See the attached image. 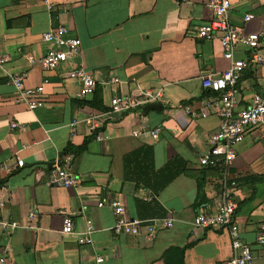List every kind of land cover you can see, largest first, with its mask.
<instances>
[{
	"label": "crops",
	"instance_id": "obj_1",
	"mask_svg": "<svg viewBox=\"0 0 264 264\" xmlns=\"http://www.w3.org/2000/svg\"><path fill=\"white\" fill-rule=\"evenodd\" d=\"M208 1L0 0V53L9 59L0 69V212L22 227L0 233L5 264H225L227 232L193 226L199 207L215 212L220 196L221 176L198 165L219 125L216 111L201 110L211 94L204 96L200 78L218 76L228 67L218 42L196 34L212 18ZM230 1L232 24L257 31L264 22V0ZM246 14L254 20L243 25ZM59 26L77 39L78 54L54 70L32 66L30 59L53 49L42 35ZM76 68L97 83L99 109L86 105L92 96L81 98L79 84L67 78ZM10 75H25L26 89L41 87L42 106L29 111L17 104ZM238 89L241 107L264 93V62L241 74ZM156 90L169 102L158 112L145 115V106L119 113L110 106L112 97ZM90 116H98L93 134L86 123ZM152 131L158 132L157 139L151 138ZM235 151L226 177L237 185L241 238L253 243L264 224L262 132L249 133ZM64 156L71 158L69 172L77 186H48L54 165ZM145 190L150 201L143 200ZM115 198L130 218L170 219L172 227L153 240L115 235L112 210L97 207ZM62 212L72 218L75 234L61 233ZM86 221L94 226L90 244L83 241ZM255 264H264L260 253Z\"/></svg>",
	"mask_w": 264,
	"mask_h": 264
},
{
	"label": "built area",
	"instance_id": "obj_2",
	"mask_svg": "<svg viewBox=\"0 0 264 264\" xmlns=\"http://www.w3.org/2000/svg\"><path fill=\"white\" fill-rule=\"evenodd\" d=\"M249 2V0H241ZM233 4L230 0H209L207 8L211 12V20L196 30L197 37L203 41H217L222 51V58L227 62L228 67L215 76L207 74L200 78L204 91L211 94L210 98L203 101L202 112L216 111L219 117V125L215 133L208 138V149L206 154L199 158L198 165L202 168L216 170L220 180V196L215 206V212L207 205H201L198 213L193 219V226L198 229L225 230L230 242V256L225 264H255L256 254L260 253L264 259V224L260 225L254 234L253 243H247L241 238L236 221L237 206L234 202V192L237 185L226 177L228 169L236 159V147L240 145L245 137L260 130L264 136V93L254 94L247 107H241L238 82L241 74L264 62L260 55L264 46V22L257 31L248 32L232 24L230 13ZM52 7H48L51 10ZM254 20L250 14L243 16V25ZM42 41L53 45V49L38 60L30 59L32 66H39L44 70H54L62 66L78 54L79 44L77 39L69 36V31L59 26L42 35ZM9 59L0 53V69L3 68ZM67 78L76 81L80 87L81 98L92 96L97 88L95 80L83 69L76 68L67 73ZM25 75H10L9 82L17 92L16 103L23 105L27 110L34 111L42 106L41 87L26 89L24 87ZM159 105L162 109L169 106L164 99L163 91H143L137 94L115 96L110 99V106L115 112L138 111L147 105ZM185 112L192 118L196 113L189 108ZM98 116H90L87 126L93 134L97 130ZM12 129H19L17 124L11 125ZM157 131L150 132L152 139H157ZM71 163L70 156H64L54 165L53 172L49 178L48 186L69 189L77 186V180L69 172ZM17 166L22 167V160L17 161ZM145 201H150L151 196L146 191ZM4 204L0 202V211ZM97 207H108L112 210L115 223L112 232L115 235L130 236L133 238L145 237L153 240L162 229L172 227V220L165 221L150 220L140 221L130 218L121 202L115 198L111 201L101 200ZM83 207L82 210H85ZM63 216L61 233L72 235L74 223L66 213ZM30 219L34 216L30 215ZM22 228L13 220L4 218L0 212V233H11ZM94 226L86 221L84 243L90 244V234ZM0 264H5V259H0Z\"/></svg>",
	"mask_w": 264,
	"mask_h": 264
},
{
	"label": "trees",
	"instance_id": "obj_3",
	"mask_svg": "<svg viewBox=\"0 0 264 264\" xmlns=\"http://www.w3.org/2000/svg\"><path fill=\"white\" fill-rule=\"evenodd\" d=\"M205 95H208V92H205V93H204V96H205ZM101 104H102V98H101V94H100L99 90H96V91L94 92V94L92 95V98L90 99V101H87V103H86V105H88L89 107H91V108L94 109V110L99 109V107H100ZM82 151H83V149H79V150H78V152H82ZM174 178H175V177H173V178L167 180V181L164 183V185H163L162 188H164L165 186H167L168 184H170V182H171ZM256 179H260V178H259V177H256ZM162 188H161V190H162ZM151 190L154 191V192L159 191V189H154V188H151ZM184 250H185V249H182V250H181V256H182V257H183ZM181 264H183V260H181Z\"/></svg>",
	"mask_w": 264,
	"mask_h": 264
},
{
	"label": "water",
	"instance_id": "obj_4",
	"mask_svg": "<svg viewBox=\"0 0 264 264\" xmlns=\"http://www.w3.org/2000/svg\"><path fill=\"white\" fill-rule=\"evenodd\" d=\"M161 107L159 105H148L146 106L143 110L142 113L143 114H147L149 111H160Z\"/></svg>",
	"mask_w": 264,
	"mask_h": 264
}]
</instances>
